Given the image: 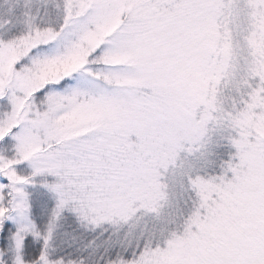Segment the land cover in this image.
<instances>
[{
  "label": "snow or ice",
  "instance_id": "1",
  "mask_svg": "<svg viewBox=\"0 0 264 264\" xmlns=\"http://www.w3.org/2000/svg\"><path fill=\"white\" fill-rule=\"evenodd\" d=\"M0 264H264V0H0Z\"/></svg>",
  "mask_w": 264,
  "mask_h": 264
}]
</instances>
